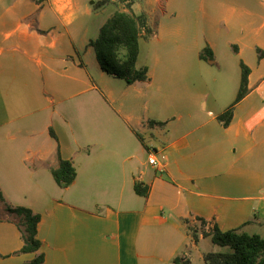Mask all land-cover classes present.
Wrapping results in <instances>:
<instances>
[{
    "label": "crops",
    "instance_id": "crops-1",
    "mask_svg": "<svg viewBox=\"0 0 264 264\" xmlns=\"http://www.w3.org/2000/svg\"><path fill=\"white\" fill-rule=\"evenodd\" d=\"M75 1L0 0V264L33 257L16 254L4 204L40 215L43 264H193L215 225L264 237V0H164L157 36L139 41L147 80L130 85L100 69Z\"/></svg>",
    "mask_w": 264,
    "mask_h": 264
},
{
    "label": "trees",
    "instance_id": "trees-1",
    "mask_svg": "<svg viewBox=\"0 0 264 264\" xmlns=\"http://www.w3.org/2000/svg\"><path fill=\"white\" fill-rule=\"evenodd\" d=\"M126 3L127 11L116 10L99 28L97 36L89 42L93 49L100 69L108 75L123 80L126 84L145 82L147 80L146 67L137 68L139 55V41H150L157 36V20H151L145 12L138 14L131 10L128 0H118ZM108 0H99L94 8L104 6ZM200 59H211L209 48H204ZM241 80L236 96L235 105L248 93V75L250 69L240 63ZM233 106L218 116V121L224 127L228 126L232 117ZM57 166L51 168V173L58 185L68 187L75 180V169L70 160L63 159L57 153ZM136 194L145 196L147 188L140 184L134 185ZM0 200L4 202L0 192ZM7 214L16 217L15 224L20 234L22 247L16 254H31L33 257L22 264H43L44 255L41 252L42 242L37 237V226L40 215L26 207H13L4 204ZM203 225L205 222L200 221ZM192 241L198 242V234L188 227ZM203 237H210L213 244L223 250L208 252L202 255L206 264H264V237L248 234L237 229L221 231L216 225L210 232H202ZM173 264H191L189 259L176 257Z\"/></svg>",
    "mask_w": 264,
    "mask_h": 264
},
{
    "label": "rangeland",
    "instance_id": "rangeland-1",
    "mask_svg": "<svg viewBox=\"0 0 264 264\" xmlns=\"http://www.w3.org/2000/svg\"><path fill=\"white\" fill-rule=\"evenodd\" d=\"M99 0H76L75 2L78 3L79 9L84 11L85 9H90L91 14L89 16V26H90V36L96 37L97 35V27L102 22L106 21V19L113 15V13L116 10L119 9H127L125 4L121 3L118 0H108L109 2L106 3L103 8H98V10H94V4ZM182 1V2H181ZM127 2H130L131 7L133 5V8L131 10H135L137 13L145 12V10L152 11L151 12V20H155L157 16L161 13L162 7L164 4V0H128ZM173 2V9H175L177 12L182 7L180 2L184 5V7H188L189 9L195 8L196 3L198 0H172ZM110 3H113L114 6L110 5ZM218 250H223V248H219L215 244L212 243L211 240L205 241L201 243L199 246L200 252H215ZM193 264H206L202 257L200 256V253L198 251L194 252L193 254Z\"/></svg>",
    "mask_w": 264,
    "mask_h": 264
},
{
    "label": "built area",
    "instance_id": "built-area-1",
    "mask_svg": "<svg viewBox=\"0 0 264 264\" xmlns=\"http://www.w3.org/2000/svg\"><path fill=\"white\" fill-rule=\"evenodd\" d=\"M161 158H162L163 161H166V156L165 155H162ZM148 163L153 165V166H155V167H157V168H161L162 167V165L159 162H157L156 157L153 154L149 155Z\"/></svg>",
    "mask_w": 264,
    "mask_h": 264
}]
</instances>
